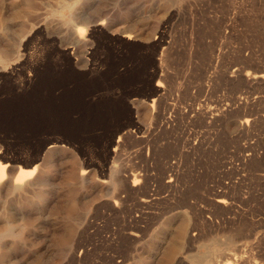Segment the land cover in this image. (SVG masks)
<instances>
[{
	"label": "rangeland",
	"instance_id": "obj_1",
	"mask_svg": "<svg viewBox=\"0 0 264 264\" xmlns=\"http://www.w3.org/2000/svg\"><path fill=\"white\" fill-rule=\"evenodd\" d=\"M257 1L0 0V264L264 263Z\"/></svg>",
	"mask_w": 264,
	"mask_h": 264
},
{
	"label": "bare ground",
	"instance_id": "obj_2",
	"mask_svg": "<svg viewBox=\"0 0 264 264\" xmlns=\"http://www.w3.org/2000/svg\"><path fill=\"white\" fill-rule=\"evenodd\" d=\"M207 1V0H206ZM260 3H262V4H264V0H258ZM257 1V2H258ZM207 4H208V2H207ZM254 5V4H253ZM209 6V5H208ZM207 19V18H206ZM204 20V19H203ZM101 24H103V22L102 23H100V25ZM83 35V34H82ZM84 37V36H83ZM129 37V36H128ZM130 38V37H129ZM1 56L2 55H0V58H1ZM260 58V57H259ZM2 60V59H1ZM253 64V63H252ZM260 64V63H259ZM264 64V63H263ZM246 66H249V65H246ZM257 67V66H256ZM252 68V67H251ZM252 71H254L253 69H252ZM248 72V73H246V75H245V79H246V82L247 83H249V84H252V83H260L261 84V82L262 83H264V67H262V69L261 70H258V71H254V72ZM233 75L235 76V77H243V75H244V71L243 70H239V69H236L235 71H234V73H233ZM233 75H231V76H233ZM243 80V79H242ZM243 82V81H242ZM245 82V83H246ZM264 85V84H263ZM159 86V88H161V86L160 85H158ZM263 88V87H262ZM248 89V88H247ZM158 91H160V90H158ZM164 92V91H163ZM159 97V96H158ZM160 98V97H159ZM248 101V100H247ZM215 103H219V102H215ZM215 103H213V104H215ZM212 104V105H213ZM231 104V103H230ZM244 104V103H243ZM247 104V103H246ZM208 105V104H207ZM219 105V104H218ZM223 104H221V106H222ZM214 106H216V105H214ZM211 107L210 106V104H209V107H207V108H204V107H199V108H195V107H189V110H186V111H184L183 112V110H182V112L180 111H177L176 109H174V107H173V109H172V112H175V114H176V112L178 113H180L181 114V116H184L185 117V119L187 118V119H190V120H192V122L193 121H198L199 119H201L204 123H206V124H209V123H212L213 125H214V123H216V122H221V120H223V118H224V116H225V118H226V112L228 111V109L230 108V107H228V108H226V109H224L223 111H216L215 110V107ZM228 106V105H227ZM230 106V105H229ZM239 106V105H238ZM248 106V105H247ZM217 107H219V106H217ZM243 107V106H242ZM169 108V107H168ZM162 109V108H161ZM170 109V108H169ZM217 110H218V108H216ZM232 109V108H231ZM166 110H167V108H166ZM233 110V109H232ZM159 112H160V110H159ZM165 112V111H164ZM232 112V111H231ZM156 114H158V113H156ZM229 114V113H228ZM254 114V113H253ZM177 116V115H176ZM179 116V115H178ZM180 116V117H181ZM229 116V115H228ZM227 116V117H228ZM250 116H252V115H250ZM171 117H173V116H171ZM170 116L168 117V114L166 115V114H164L163 113V111H162V113L161 114H159L158 116H157V118L158 119H160L161 118V121H162V125H161V127H163V128H170V126L172 127V123H173V120H175V117H174V119L172 120V118H171ZM257 117V116H256ZM183 119V118H182ZM255 119V118H254ZM260 119V118H259ZM200 121V120H199ZM224 121V120H223ZM253 122V119L252 118H247V119H244L243 121H241V123H240V125L242 126V128H246V127H248V126H250V124ZM254 122H256V121H254ZM253 122V124H256V123H254ZM258 123V122H257ZM202 124V123H201ZM238 124V123H237ZM175 126V125H174ZM207 126V125H206ZM211 126V125H210ZM246 130H248V129H246ZM248 132V131H247ZM129 134V133H128ZM192 143V142H191ZM200 143H202L201 142V140H199V142H197L194 146H193V149H195V148H197V145L198 144H200ZM203 143H204V141H203ZM205 144V143H204ZM203 144V145H204ZM200 145H202V144H200ZM201 147V146H200ZM248 147V146H247ZM198 149V148H197ZM264 149V148H263ZM251 150V149H250ZM252 151V150H251ZM250 152V151H249ZM255 152V151H254ZM257 152V151H256ZM264 153V152H263ZM245 154V153H244ZM245 156V155H244ZM246 159H248L249 160V158H250V156H247L246 155ZM264 159V158H263ZM257 160V159H256ZM239 161H241L240 159H239ZM245 161V160H244ZM250 161V160H249ZM259 161V160H258ZM247 163V162H246ZM261 163H263V161L261 162ZM10 164V163H9ZM8 164V165H9ZM8 165L7 164H2V163H0V178L1 179H4L5 178V176H6V171H7V168H8ZM169 165H170V163H169ZM247 165H249V164H247ZM243 166H245L244 164H243ZM264 166V165H263ZM169 167V166H168ZM174 168L176 167V166H173ZM10 168V167H9ZM11 169V168H10ZM37 169V167L34 169V170H31L32 171V174H33V172H36L35 170ZM167 169V168H166ZM171 169V168H170ZM14 170V169H13ZM167 170H169V168L167 169ZM175 170V169H174ZM29 171V170H28ZM28 171H20V173L17 175V180L18 181H16V184L15 185H17V187H21V185H20V180H24V179H26L31 173H29ZM176 171H177V169H176ZM176 171H175V173H176ZM239 171V170H238ZM11 173H12V171H10ZM84 172V171H83ZM165 172V171H164ZM170 172H173V169L172 170H170ZM242 172V171H241ZM85 173V172H84ZM86 174V173H85ZM84 174V175H85ZM235 174V173H234ZM239 174V173H238ZM12 175V174H11ZM83 175V176H84ZM138 175V174H137ZM164 175V174H163ZM245 175V174H244ZM244 175H243V177H244ZM10 176V175H9ZM81 176H82V174H81ZM136 176V175H135ZM134 176V177H135ZM176 174H171L170 173V175L168 176V178H169V180H168V183L169 184H174L175 182H174V180H176L175 178H176ZM179 176V175H178ZM253 176V175H252ZM136 177H138V176H136ZM131 178V177H130ZM11 179V178H10ZM229 179V178H228ZM241 180H242V178H240ZM244 179V178H243ZM249 179V178H248ZM132 180H134V182L132 183V185L127 181L126 183H125V188H126V191L128 192V194H133V193H129V191H133L132 190V188L133 187H135V186H137V179L135 178V179H132ZM177 181V180H176ZM238 181V180H237ZM246 181V180H245ZM121 182V181H120ZM120 182H118V183H120ZM147 182V181H146ZM145 182V183H146ZM174 182V183H173ZM240 182V181H239ZM243 182V181H242ZM230 183H231V181H230ZM229 183V184H230ZM237 184L236 182H233V184ZM177 184V183H176ZM233 184H232V186H233ZM244 184V183H243ZM7 185H8V182H7ZM111 185V184H110ZM139 185V184H138ZM175 185V184H174ZM227 185V184H226ZM236 186V185H235ZM240 186H241V184H240ZM223 187V186H222ZM228 187H229V185H228ZM238 187V186H237ZM147 188V187H146ZM226 189H228L227 187H225ZM235 188V187H234ZM233 188V189H234ZM239 188V187H238ZM233 189H231V191L229 190V191H217L216 192V194L214 195L215 196V198H216V200H214V202H216V203H218L219 205H221L222 207H224V208H226L228 211L229 210H232L231 212H233V210H234V208L236 207V204H235V200H238V199H233L232 197H230L229 196V194H227V192H232V190ZM120 190H122V189H120ZM221 190V189H220ZM263 190V189H262ZM151 191V190H150ZM150 191H148L149 193H150ZM216 191V190H215ZM233 191H236V190H233ZM252 191V190H251ZM120 192H123V191H120ZM245 192V191H244ZM134 193H136V192H134ZM233 193V192H232ZM236 193H238V192H236ZM245 193H248V192H245ZM244 193V194H245ZM251 193H254V192H251ZM243 194V193H242ZM134 195V194H133ZM154 195V194H153ZM247 195V194H246ZM248 195H250L249 193H248ZM252 195V194H251ZM121 196V195H120ZM119 196V197H120ZM139 196V195H138ZM236 196V195H235ZM124 197V196H123ZM144 197V196H143ZM153 197V196H152ZM241 197H243V196H241ZM249 197V196H248ZM263 197V196H262ZM238 198H240V196L238 197ZM250 198V197H249ZM139 199H142L141 197L139 198ZM154 199V198H153ZM244 199H246V198H243L242 200L243 201H246V200H244ZM242 200H241V203H242ZM250 200H251V198H250ZM121 201V200H120ZM143 201V202H142ZM142 201H140V202H142L143 204L145 203V204H149V203H151L152 202V199H151V197L150 196H145L143 199H142ZM239 201V200H238ZM238 201H236L237 203H239ZM248 201V200H247ZM154 202V201H153ZM250 202V201H249ZM248 202V203H249ZM141 203V204H142ZM240 204V203H239ZM259 204V203H258ZM141 206V205H140ZM143 206V205H142ZM146 206V205H145ZM242 206V205H241ZM244 206V205H243ZM147 207V206H146ZM145 209V208H144ZM194 209V208H193ZM240 209V208H239ZM246 209V208H245ZM236 210H238V209H236ZM241 210V209H240ZM248 210V209H247ZM143 211V210H142ZM241 211H243V209L241 210ZM246 211V210H245ZM209 212V211H208ZM237 212V211H236ZM235 212V213H236ZM244 212V211H243ZM234 213V212H233ZM233 213H230V214H233ZM240 213V212H239ZM239 213H238V215H239ZM247 213V212H246ZM251 213V212H250ZM144 214V213H143ZM142 214V215H143ZM146 214V213H145ZM234 215V214H233ZM238 215H235V216H238ZM251 215V214H250ZM253 215V214H252ZM141 216V215H140ZM145 216V215H144ZM243 216V215H242ZM134 217H135V215H134ZM139 217V216H138ZM228 218V217H227ZM234 219L236 218V217H233ZM133 219V218H132ZM140 219V218H139ZM141 220V219H140ZM133 221V220H132ZM136 221V220H135ZM250 222H252L251 220H249ZM206 222V221H205ZM208 222V221H207ZM135 223V222H134ZM133 223V224H134ZM137 223V222H136ZM258 223V222H257ZM136 225V224H135ZM228 226V225H227ZM138 227V226H137ZM232 227V226H231ZM12 230V229H11ZM9 231V230H8ZM139 231V230H138ZM11 232V231H10ZM6 233V232H5ZM5 233H3V234H5ZM12 233V232H11ZM134 237H138V234H136V232H135V234H132ZM141 235V234H140ZM190 236H192L191 234H189ZM1 236V235H0ZM195 236V235H194ZM248 236V235H247ZM133 237V238H134ZM249 237V236H248ZM132 238V239H133ZM189 238V237H188ZM191 239H192V237H191ZM137 240V239H136ZM231 248V247H230ZM250 249V248H249ZM238 251V253H239V251H241L240 249L239 250H237ZM242 252V251H241ZM233 254H235V253H233ZM234 256V255H233ZM236 256V255H235ZM237 256H239V255H237ZM240 256H242V255H240ZM225 257H226V254H225ZM244 257H246V256H244ZM251 257V256H250ZM235 258V257H234ZM228 259V258H227ZM248 259L249 258H246V260H247V262H248ZM241 260V259H240ZM243 260V259H242ZM244 261V260H243ZM253 261H255V260H253ZM246 262V261H245ZM251 262V261H250ZM249 262V263H250ZM257 262H259V261H257ZM257 262H253V263H257ZM230 263H232V262H230ZM248 263V264H249ZM253 263H250V264H253ZM260 263H262V261L260 262ZM259 263V264H260ZM237 264H238V262H237ZM245 264H247V263H245ZM264 264V263H263Z\"/></svg>",
	"mask_w": 264,
	"mask_h": 264
}]
</instances>
